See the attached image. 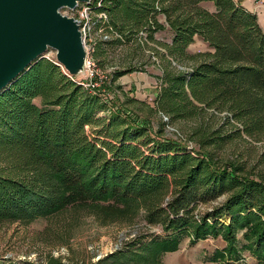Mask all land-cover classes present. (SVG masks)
I'll list each match as a JSON object with an SVG mask.
<instances>
[{
	"label": "trees",
	"instance_id": "16d2710c",
	"mask_svg": "<svg viewBox=\"0 0 264 264\" xmlns=\"http://www.w3.org/2000/svg\"><path fill=\"white\" fill-rule=\"evenodd\" d=\"M90 7L95 31L108 37L93 43L99 68L130 48L161 57L162 129L155 135L131 112H113L55 58L38 60L0 94V226L68 210H86L102 224L143 220L166 234L142 245L150 258L177 251L184 235L195 243L222 234L233 245L243 232L264 264V170L220 156L246 139L264 142V32L256 15L234 0H95ZM165 31L170 43L156 39ZM198 38L210 50L191 54ZM192 60L189 72L180 70ZM134 69L115 72L113 81ZM177 122L195 124L188 141L197 149L166 137ZM226 252L210 261H239L237 251Z\"/></svg>",
	"mask_w": 264,
	"mask_h": 264
},
{
	"label": "rangeland",
	"instance_id": "374dc122",
	"mask_svg": "<svg viewBox=\"0 0 264 264\" xmlns=\"http://www.w3.org/2000/svg\"><path fill=\"white\" fill-rule=\"evenodd\" d=\"M234 1L242 6L243 2L251 6L253 10L251 13L256 15L258 24L264 32V0ZM89 3H80L78 11L82 7L89 6ZM202 6L211 12L215 11L212 3H204ZM63 13L72 14L68 9H64ZM89 15L87 45L93 47L98 37L102 36L105 39L107 36L101 31H95L91 17L96 15L92 10L89 11ZM159 20L163 21V17L160 16ZM156 39L170 43L171 35L168 31L160 32L156 35ZM151 46L164 51L160 46ZM208 50L210 49L207 44L198 38L191 46L190 53L198 54ZM139 54L140 51L135 52L131 48L126 50L125 54L115 53L113 59H110L102 69L99 68L102 72V75L100 73L96 78L102 86L99 94L108 101L113 112L114 109L131 112L139 120L149 124L153 133L157 135L162 129L160 126L162 115L157 111L155 103L160 90L159 80L163 74L162 60L148 48H145L141 56ZM45 56L53 59L56 57V51L49 49ZM194 64L195 61L192 60L185 67L179 66V68L189 72ZM128 67L135 69L132 73L113 81L115 72L123 71ZM74 78L85 81L87 76L81 73ZM36 104L40 106V99L36 100ZM100 116L107 118L108 115L100 114ZM163 121L166 122L167 118ZM194 125L193 122H177L167 125L164 132L166 137L174 140L180 138L189 142L187 143L189 148L197 149L194 143L188 141ZM87 130L89 136L93 138L96 129L88 127ZM246 140L249 143L241 141L235 148L220 152V156H234L246 160L256 172L264 170V142L255 143ZM165 236L159 226L148 225L143 220H137L133 225L102 224L86 210H68L48 219H39L30 225L13 223L0 226V264H47L50 260H61L63 264H220V261H210L211 258L216 251L226 252L230 248L237 251L238 255L239 261H234V264H263L246 248L248 243L244 239L243 232L237 234L233 245L222 234L193 243L194 239L190 234L180 238L177 251L164 252L155 258H150L148 253L143 252L142 245L150 243L152 239Z\"/></svg>",
	"mask_w": 264,
	"mask_h": 264
},
{
	"label": "water",
	"instance_id": "95a60500",
	"mask_svg": "<svg viewBox=\"0 0 264 264\" xmlns=\"http://www.w3.org/2000/svg\"><path fill=\"white\" fill-rule=\"evenodd\" d=\"M90 0H0V94L49 49L69 76H79L87 52L77 20L63 13ZM225 197L220 200L223 201Z\"/></svg>",
	"mask_w": 264,
	"mask_h": 264
},
{
	"label": "built area",
	"instance_id": "2783aa9c",
	"mask_svg": "<svg viewBox=\"0 0 264 264\" xmlns=\"http://www.w3.org/2000/svg\"><path fill=\"white\" fill-rule=\"evenodd\" d=\"M89 6L82 7L80 11H78V8L80 7V3H78L77 7L74 10H69L72 12V14L68 15L69 17L74 18L78 21L80 25V30L83 35V40L87 52V57L85 60V67L84 71L82 72L87 76V78L84 80H81L79 78H74L72 76H69V74L63 69L64 73L69 76L73 81L77 82L79 85H81L85 90L91 92V93H100L102 91V86L99 84V82L96 80L98 76H100V73L102 75V72L100 71L99 67L97 66L96 62L91 56L92 47L87 45V26L89 25V11L92 10L91 3L95 0H90ZM91 9V10H90ZM76 12V13H75ZM107 39V37H105ZM89 80V81H88ZM88 81V82H87Z\"/></svg>",
	"mask_w": 264,
	"mask_h": 264
},
{
	"label": "crops",
	"instance_id": "0c3cea01",
	"mask_svg": "<svg viewBox=\"0 0 264 264\" xmlns=\"http://www.w3.org/2000/svg\"><path fill=\"white\" fill-rule=\"evenodd\" d=\"M249 3V2H248ZM246 2H243V7L247 9L249 12L253 11L250 5H246ZM191 49V48H190Z\"/></svg>",
	"mask_w": 264,
	"mask_h": 264
}]
</instances>
